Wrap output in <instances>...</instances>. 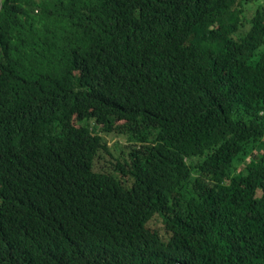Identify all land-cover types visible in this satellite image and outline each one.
Instances as JSON below:
<instances>
[{"label": "trees", "instance_id": "obj_1", "mask_svg": "<svg viewBox=\"0 0 264 264\" xmlns=\"http://www.w3.org/2000/svg\"><path fill=\"white\" fill-rule=\"evenodd\" d=\"M251 1L0 0V264H264Z\"/></svg>", "mask_w": 264, "mask_h": 264}, {"label": "rangeland", "instance_id": "obj_2", "mask_svg": "<svg viewBox=\"0 0 264 264\" xmlns=\"http://www.w3.org/2000/svg\"><path fill=\"white\" fill-rule=\"evenodd\" d=\"M259 1H264V0H253V1L249 2V3H247L246 5H244V9L247 10L249 12V14L252 13V11L254 10L255 6L258 4ZM104 137L106 138V141L108 142V145L113 147L114 138H111L113 136L112 135H107V136H104ZM107 159H109L108 155L103 153L102 157L99 158L97 161H95V170L106 169L107 166H108Z\"/></svg>", "mask_w": 264, "mask_h": 264}]
</instances>
